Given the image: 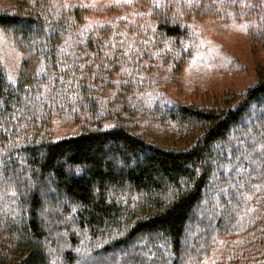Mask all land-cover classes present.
Segmentation results:
<instances>
[{
  "label": "trees",
  "instance_id": "trees-1",
  "mask_svg": "<svg viewBox=\"0 0 264 264\" xmlns=\"http://www.w3.org/2000/svg\"><path fill=\"white\" fill-rule=\"evenodd\" d=\"M206 22L264 53V0H0V264H264V65L167 93Z\"/></svg>",
  "mask_w": 264,
  "mask_h": 264
},
{
  "label": "rangeland",
  "instance_id": "rangeland-1",
  "mask_svg": "<svg viewBox=\"0 0 264 264\" xmlns=\"http://www.w3.org/2000/svg\"><path fill=\"white\" fill-rule=\"evenodd\" d=\"M98 20L97 17L93 18L94 23ZM197 29L202 39V49L196 61L200 62L193 64L192 69L181 71V82L167 90L170 97L176 101L185 100L202 105L214 98L219 99L221 95L240 92L252 84L254 71L264 65V53L252 44L243 28L240 25L225 28L221 23L206 22L200 23ZM207 60L217 64L218 68L215 69L213 65L212 69L205 68L204 62ZM20 61V54L12 49L10 41L0 32V64L10 81L17 77ZM198 73H201L200 81L194 79ZM73 131V128L53 124L52 136L57 139ZM205 206L206 203H203L202 207Z\"/></svg>",
  "mask_w": 264,
  "mask_h": 264
},
{
  "label": "snow or ice",
  "instance_id": "snow-or-ice-1",
  "mask_svg": "<svg viewBox=\"0 0 264 264\" xmlns=\"http://www.w3.org/2000/svg\"><path fill=\"white\" fill-rule=\"evenodd\" d=\"M158 6V5H157Z\"/></svg>",
  "mask_w": 264,
  "mask_h": 264
}]
</instances>
